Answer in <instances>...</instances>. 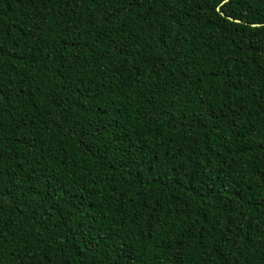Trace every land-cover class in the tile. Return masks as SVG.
I'll list each match as a JSON object with an SVG mask.
<instances>
[{"label":"trees","instance_id":"obj_1","mask_svg":"<svg viewBox=\"0 0 264 264\" xmlns=\"http://www.w3.org/2000/svg\"><path fill=\"white\" fill-rule=\"evenodd\" d=\"M0 264H264V0H0Z\"/></svg>","mask_w":264,"mask_h":264},{"label":"water","instance_id":"obj_2","mask_svg":"<svg viewBox=\"0 0 264 264\" xmlns=\"http://www.w3.org/2000/svg\"><path fill=\"white\" fill-rule=\"evenodd\" d=\"M223 1H226V0H223ZM218 8V7H217ZM230 19H232V20H235V21H238L237 19H234V18H231V17H229Z\"/></svg>","mask_w":264,"mask_h":264},{"label":"snow or ice","instance_id":"obj_3","mask_svg":"<svg viewBox=\"0 0 264 264\" xmlns=\"http://www.w3.org/2000/svg\"><path fill=\"white\" fill-rule=\"evenodd\" d=\"M205 3H209V0H205Z\"/></svg>","mask_w":264,"mask_h":264}]
</instances>
